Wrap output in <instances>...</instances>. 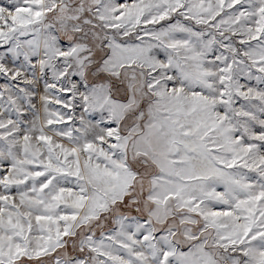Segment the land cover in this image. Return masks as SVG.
Masks as SVG:
<instances>
[{
    "label": "snow or ice",
    "instance_id": "6c2138e0",
    "mask_svg": "<svg viewBox=\"0 0 264 264\" xmlns=\"http://www.w3.org/2000/svg\"><path fill=\"white\" fill-rule=\"evenodd\" d=\"M0 7V264H264V0Z\"/></svg>",
    "mask_w": 264,
    "mask_h": 264
},
{
    "label": "rangeland",
    "instance_id": "374dc122",
    "mask_svg": "<svg viewBox=\"0 0 264 264\" xmlns=\"http://www.w3.org/2000/svg\"><path fill=\"white\" fill-rule=\"evenodd\" d=\"M10 0H0V7H11ZM2 51V49H0Z\"/></svg>",
    "mask_w": 264,
    "mask_h": 264
}]
</instances>
